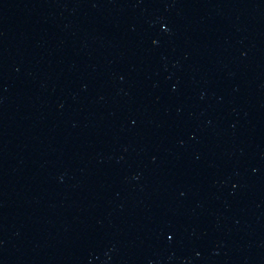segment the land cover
Returning a JSON list of instances; mask_svg holds the SVG:
<instances>
[{"label":"water","instance_id":"water-1","mask_svg":"<svg viewBox=\"0 0 264 264\" xmlns=\"http://www.w3.org/2000/svg\"><path fill=\"white\" fill-rule=\"evenodd\" d=\"M0 264H264V0H0Z\"/></svg>","mask_w":264,"mask_h":264}]
</instances>
